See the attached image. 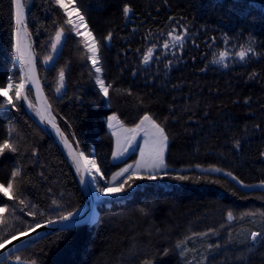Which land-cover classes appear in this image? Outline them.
<instances>
[{
    "label": "trees",
    "instance_id": "trees-1",
    "mask_svg": "<svg viewBox=\"0 0 264 264\" xmlns=\"http://www.w3.org/2000/svg\"><path fill=\"white\" fill-rule=\"evenodd\" d=\"M74 2L97 42L104 82L111 85L107 97L86 41L56 0H26L41 81L58 124L108 181L136 158L111 161L108 117L135 126L150 115L169 137L167 175L156 178L167 184L148 175L126 179V197L102 202L94 224L57 232L0 264L17 257L34 264H264V235L251 239L252 232L264 234V0ZM61 28L63 45L46 66ZM14 31V0H0L3 91L9 78L20 82ZM249 47L241 60L238 53ZM221 53L223 62H215ZM61 71L64 87L57 92ZM27 97L35 105L29 89ZM5 140L17 150L0 153V184L13 183L8 196L0 191V242L84 203L73 167L25 101L12 107L0 95V144Z\"/></svg>",
    "mask_w": 264,
    "mask_h": 264
},
{
    "label": "snow or ice",
    "instance_id": "snow-or-ice-1",
    "mask_svg": "<svg viewBox=\"0 0 264 264\" xmlns=\"http://www.w3.org/2000/svg\"><path fill=\"white\" fill-rule=\"evenodd\" d=\"M74 0H67V3L65 0H56V3L60 5L61 8H64L66 11L68 10V4L73 3ZM15 4V13H14V19H15V54L16 57L19 61L22 63L27 62L31 64L32 58L31 54L27 52V45H24L22 43V38H21V33L23 32L25 35H27L26 29H27V24L25 22V6L22 3V0H14ZM131 9L128 6H125L123 8V12L125 16H127L130 13ZM79 24L75 20L69 19L67 22L70 25H73L77 29L79 28L80 25L84 24V17L82 15L78 16ZM77 35H81L79 31L76 33ZM64 35V29L61 28L57 33H56V43L52 45L53 50H56V44H59L61 41L62 36ZM91 37V33L88 34V37H86V40ZM106 40H111V34H109L107 37H105ZM177 42L182 41L183 37H175L174 38ZM85 47L92 53V56L90 57L93 60V65L95 66L96 64L99 63V48L97 47V42L92 39V42L86 43ZM165 48L168 47V44L164 45ZM253 49L249 47L247 50H241L238 55L241 60H243L250 52H252ZM27 53V60H25ZM227 54L226 53H221L220 60L215 61L217 63H222L223 59L225 58ZM152 56V50H148V54L144 57V62L147 64L149 60L151 59ZM95 71L97 73L101 72L100 67H96ZM59 83L60 87L57 88V92L60 91V88L64 86V72L61 71L59 73ZM96 83L100 86V91L104 94V96H108L109 94V88L111 85H105V82L103 79H101L99 76L96 78ZM16 87V93L15 97L17 100L19 99H24L27 100L28 97L26 95H23V88L24 84L21 82L19 84L15 85ZM7 88L11 90L13 88V82L9 78ZM0 95H3V89H0ZM6 103L11 104L12 107H15V104L12 103L11 98H9ZM39 114V113H38ZM45 117L41 114V119H44ZM113 121H116L117 124H119L120 132L124 134V139L126 141V144L123 149H121L120 145V133L114 132V135H117V153L115 155L121 156L124 154L125 151H127L128 147H131L132 144L137 140L138 137H140L141 133H143V139H144V144L145 147L140 149V157L141 159L137 161L135 168H133V165H128V167L121 169L118 173H116L113 176V181H116L119 177H122L125 175V173H128L127 180H131L133 175H136L140 170L143 168L145 169L149 175L148 179H156L157 178V173H159L162 170L167 169V164L165 163V152L168 148V141L169 137L167 133L165 132L164 127H162L160 124H158L150 115H144L139 123L135 124L134 127H125L121 121H119L118 117L112 116L109 118L108 126L109 128H114L115 125L113 124ZM50 123L52 122L51 120L49 121ZM55 127V124H53ZM62 135V134H61ZM65 144H67V141L65 140ZM5 149H9L13 152H15L17 149L15 146L11 145L8 143L7 140L3 142V144H0V153H2ZM72 159L75 162L76 169L78 172H88L91 173L93 169H95L96 172H100L99 167L96 164L95 160H89L88 157L84 156L82 152L80 153H71ZM130 169L132 171L130 172ZM215 171H220L219 169H215ZM19 175V172H13L12 176L13 178ZM102 175V173H101ZM165 175L167 173L165 172ZM229 176H231V173H228ZM173 179L177 180H185L188 179L186 176H175ZM127 180L121 181L118 187L115 188H110V187H102L99 188V191L103 193L104 195H110V194H116L124 191V185L127 183ZM81 181L83 182V176L81 177ZM95 182V180L93 181ZM242 183V182H241ZM264 183V182H262ZM131 187V184L128 185ZM10 190H13V183L10 181L7 184V187H5L3 184H0V191L3 192L5 196L9 195ZM21 204L24 203L23 200L20 201ZM55 203V202H54ZM5 211L4 208H0V212ZM77 216V213L68 211L66 214H61L59 216L60 221H73L74 217ZM228 219L232 220L234 219L233 214L231 212L228 213ZM49 223H53V221H49ZM39 226V225H37ZM71 224H65V228H71ZM21 236L24 235L23 232L20 233ZM262 233L259 232H252L251 233V239L253 241H256L258 237H261ZM11 239H15L13 236ZM11 239L4 240L0 242V247L3 245H6L8 243H11ZM177 247H181V245H177ZM19 259V257H17ZM34 264V262H33ZM147 264V262H146Z\"/></svg>",
    "mask_w": 264,
    "mask_h": 264
},
{
    "label": "water",
    "instance_id": "water-1",
    "mask_svg": "<svg viewBox=\"0 0 264 264\" xmlns=\"http://www.w3.org/2000/svg\"><path fill=\"white\" fill-rule=\"evenodd\" d=\"M22 3L25 6V22L27 24V29H26L27 35H25L22 32L21 36L24 35L28 39L29 46L27 52L31 54L32 62L31 64L27 62L22 63L17 59L16 54H15V62L18 66L24 87L32 92L35 101V107L37 109V116L38 118H40L43 124L41 125L37 119L35 120L38 123V125L53 140L56 146H58L65 159L73 167L78 177L81 189L84 193V203L82 207L77 212H75L77 213V216L74 217L73 221H60L59 219L51 220L53 221V223H49V221L42 223L39 226H36L26 232H23L24 233L23 236L17 234L14 236L15 239H11L12 238L11 237L10 238L11 243H8L0 247V263L7 260L11 255L15 254L16 252L23 250L24 248H27L37 242H40L41 240L57 232L94 224L99 217V205L102 203V202H98L96 199V196L91 186L88 172H78L76 169L75 162L72 159V155H70V152L80 153L82 151L78 150L72 144L68 136L65 134L63 129L58 124L57 119L52 112L50 102L48 100V97L45 93L41 81V76L39 72L40 59H39L38 51L36 49L35 40L29 29L26 0H22ZM14 13H15V4H14ZM14 45H15V37H14ZM25 60H27V53ZM26 78H28L29 82L26 81ZM27 107L28 105L26 103V108ZM27 111L31 115V112L28 110V108ZM41 114L45 117L44 119H41ZM50 120L52 121L51 123L49 122ZM53 124H55V127L53 126ZM65 140L67 141V144H65ZM82 176H83V182L81 181ZM65 224H71L72 227L65 228Z\"/></svg>",
    "mask_w": 264,
    "mask_h": 264
},
{
    "label": "rangeland",
    "instance_id": "rangeland-1",
    "mask_svg": "<svg viewBox=\"0 0 264 264\" xmlns=\"http://www.w3.org/2000/svg\"><path fill=\"white\" fill-rule=\"evenodd\" d=\"M65 2L67 3V0H65ZM62 9L64 10L65 14L68 16L69 19L75 20V21L77 22V24L80 23L79 20H78V16H80V15L83 16V14H82L81 10L77 7V5H76L75 2L68 4V10H67V11H66L64 8H62ZM71 26H72L73 31H74L75 33H77V31H79V32L81 33L80 36H82V37L84 38V40L86 41V43H89V44H90V43L92 42V39L94 38V36H93V34L91 33V31L89 30V28H88V26H87L85 20H84V24H83V25H80L78 29H77L76 27H74L73 25H71ZM89 33H91V37L88 38V39L86 40V37H88V34H89ZM94 40H95V38H94ZM63 41H64V35L62 36L60 43H59V44H56V50H55V51L53 50V57H52L50 60H48V62H46V66H50V65L52 64L53 60H54L55 57L58 55V53H59V51H60V49H61V47H62V45H63ZM95 41H96V40H95ZM55 43H56V40H55ZM90 54H91V56H92V53H91V52H90ZM91 56H90V57H91ZM98 57H99V54H98ZM90 59H91V58H90ZM91 63L93 64V60H92V59H91ZM96 67H100V68H101V66H100V59H99V63L95 65V68H96ZM17 68H18V67H17ZM97 76H99L101 79L104 80V78H103V73H102V69H101V72H100V73H97ZM26 81L29 82L28 78H26ZM12 82H13V88H12V89H14V88H16V87H15L16 84H19V83L22 82V80H21V76H20V82H15V81H12ZM105 85H106V84H105ZM63 87H64V86H63ZM99 87H100V86H99ZM12 89L9 90V89L7 88V90L3 91V96H5L6 101H7L9 98H11L12 103L15 104V102L17 101V99H16L15 96L12 95V93H11V92H12ZM27 90H28L27 88H25V87L23 88V90H22V91H23V95H27ZM106 97H107V96H106ZM19 100H24V99H19ZM24 101H26V103H27V102L30 103L29 99H28V100H24ZM7 104H8V103H7ZM30 104H31V103H30ZM9 105H11V104H9ZM27 105L29 106V107H27V108H28V110L31 112L32 117L35 118V119H38V116H37V109H36L35 105H32V104H31V106H30L28 103H27ZM11 106H12V105H11ZM112 116H116V117H118V115H116V114H111V115L108 117V119H107V128H108V130L111 132V134L113 135V138H114V151H113V154H112V159H111V161H112L113 163L123 162V161L127 160L130 156H132V155L135 154V153H136V158H135L134 160H130V161H128V162H127L125 165H123L120 169H118L117 171H115V172L110 176V179L107 181V180L105 179L104 175H103V172H101V169H100V167H99V165H98L96 159H95L94 157H88V156L85 155L86 157H88V159H90V160H95L97 166H98L99 169H100V172H99L98 174L95 173V174H94V178H93V179L95 180V182H93V184H94V190H93V191H94V194H95L96 199H97L98 202H108V201H110V200H114V199H124V198L126 197V196H125V195H126V194H125V193H126V192H125V189H124L123 192H120V193L110 194V195H104L103 193H101V192L99 191V188L106 187V186H107V187H110V188H115V187H118V186H119V184H120L121 181L126 180L127 177H128V175H129L128 173H125L124 176L119 177L116 181H113L112 178H113V176H114L116 173H118L121 169L128 167V165H133V168H135V165H136L137 161H139V160L141 159V157H140V149L143 148V147H145L144 139H143V133H141L140 137L137 138V140L132 144L131 147H128L127 151H125L123 155H121V156H117V155H115V154L117 153V135H114L113 133H114V132L120 133V145H121V149L124 148V146H125V144H126V141H125V139H124V134L120 132L119 124H117L116 121H113V124L115 125V127H114V128H109V126H108V122H109V118L112 117ZM118 119H119V121H121L119 117H118ZM121 122H122V121H121ZM122 123H123V122H122ZM123 125H124L125 127H134V126H127V125H125L124 123H123ZM167 150H168V148H167ZM167 150H166V152H165V163H166ZM83 153H84V152H83ZM84 154H85V153H84ZM166 164H167V163H166ZM167 170H168V166H167V169L160 171L159 173H157V175H159V174H161V173H164V172L167 171ZM131 171H132V169H130V172H131ZM209 171H212V172H218V171H215V169H211V170H209ZM101 173H102V175H101ZM144 175H149V173H148L145 169L142 168V169L140 170V172H138L136 175H133L132 177L143 178ZM94 180H93V181H94ZM152 181H154V182H156V183H159V184H163V185H166V184H167V182L165 181L164 178H162V179H152ZM145 182H148V181H145ZM145 182H144V183H145ZM262 188H264V186H263ZM135 189H136V188L131 187V188H130V191L132 192V191H134ZM9 264H33V263H31V262H25V261H22V260H20V259H11V260H9Z\"/></svg>",
    "mask_w": 264,
    "mask_h": 264
},
{
    "label": "bare ground",
    "instance_id": "bare-ground-1",
    "mask_svg": "<svg viewBox=\"0 0 264 264\" xmlns=\"http://www.w3.org/2000/svg\"><path fill=\"white\" fill-rule=\"evenodd\" d=\"M21 38H22V43L24 44V45H27V46H29V42H28V39L24 36V35H22L21 36ZM28 49V48H27ZM30 106H31V104L29 103V102H27ZM11 106V105H10ZM29 107V106H28ZM38 120V122L42 125L43 123H42V121L40 120V118H38L37 119ZM90 160V159H89ZM102 172V171H101ZM98 174V172H96L95 171V169H93L92 170V172L91 173H88L89 174V179H90V182H91V186H92V189L94 190V184H93V178H94V174ZM107 187V186H106ZM94 192V191H93Z\"/></svg>",
    "mask_w": 264,
    "mask_h": 264
}]
</instances>
